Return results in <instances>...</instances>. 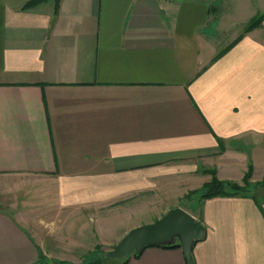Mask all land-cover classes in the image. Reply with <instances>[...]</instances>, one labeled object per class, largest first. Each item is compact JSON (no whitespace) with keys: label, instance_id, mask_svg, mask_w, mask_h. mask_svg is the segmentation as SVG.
<instances>
[{"label":"crops","instance_id":"crops-1","mask_svg":"<svg viewBox=\"0 0 264 264\" xmlns=\"http://www.w3.org/2000/svg\"><path fill=\"white\" fill-rule=\"evenodd\" d=\"M31 1L0 0V264H83L148 223L135 196L264 178V0ZM257 190L200 203L195 264H264Z\"/></svg>","mask_w":264,"mask_h":264},{"label":"water","instance_id":"water-1","mask_svg":"<svg viewBox=\"0 0 264 264\" xmlns=\"http://www.w3.org/2000/svg\"><path fill=\"white\" fill-rule=\"evenodd\" d=\"M206 227L182 207L171 208L152 223L131 229L104 254L108 260H129L147 246L169 245L179 241L189 264H195L194 245L205 238ZM41 264V263H40Z\"/></svg>","mask_w":264,"mask_h":264},{"label":"rangeland","instance_id":"rangeland-1","mask_svg":"<svg viewBox=\"0 0 264 264\" xmlns=\"http://www.w3.org/2000/svg\"><path fill=\"white\" fill-rule=\"evenodd\" d=\"M211 171L212 170H206L205 172L212 175V180H213L214 175L211 173ZM214 172L216 173L215 170H214ZM252 175H253V168H252L251 177L249 179L250 184H252L250 193L252 194L254 192V190L256 191V189H258L257 191H258V193H260V196L261 197L264 196V178L260 181L252 182L251 181ZM212 180L208 183H211ZM220 181H222V180H220ZM176 182L179 183V184H177L178 185L177 188L178 187L179 188L176 189L175 191H178L179 194L176 193L174 195H167V194H164L160 189L159 190L162 193L159 194L158 189L155 188V189H152L148 195L135 196L136 202L139 203L140 201L143 200L145 203L148 202L150 204L151 211H150V217L147 218L148 223L154 222L156 219L162 217L164 214L167 213V211L162 210V208L164 209V208H170V207H172V208L182 207L185 210H187L188 212H190L191 214L199 213L198 209H199V206L201 203V201H200L201 195L199 194V192L208 183H205L199 189H189L188 190L186 185L181 184L182 181H176ZM223 182H235V181H223ZM235 183H238V182H235ZM238 184H240L242 186L245 185V178H244L242 183H238ZM148 223H145V224H148ZM107 250H109V249H107ZM107 250H103L102 253L99 254V256H97L95 258H101L102 256H104V254Z\"/></svg>","mask_w":264,"mask_h":264},{"label":"trees","instance_id":"trees-1","mask_svg":"<svg viewBox=\"0 0 264 264\" xmlns=\"http://www.w3.org/2000/svg\"><path fill=\"white\" fill-rule=\"evenodd\" d=\"M45 0H33L26 7H32L40 2H43ZM60 0H56L57 5L59 4ZM264 20V15L258 16L255 19L252 20V22L248 25L247 31H251L254 28H257L261 26V23ZM211 173L214 175L213 180L211 183L206 184L203 189L199 192L200 196V201H204L206 199L214 198V197H235V196H247L250 194L251 191V186L249 179L251 177L252 173V167L250 168V171L245 177V185H240L235 182H223L220 181L217 178L216 173L214 170L211 171ZM256 186V185H255ZM160 247L164 248H182L180 242L177 240L172 244L169 245H160ZM141 254V253H140ZM140 254H136L135 256L139 257ZM128 260H121V261H116V260H108L104 256L101 258H90L86 260L83 264H126ZM48 264L44 257L40 258L39 264Z\"/></svg>","mask_w":264,"mask_h":264},{"label":"built area","instance_id":"built-area-1","mask_svg":"<svg viewBox=\"0 0 264 264\" xmlns=\"http://www.w3.org/2000/svg\"><path fill=\"white\" fill-rule=\"evenodd\" d=\"M168 2H176L177 0H167Z\"/></svg>","mask_w":264,"mask_h":264}]
</instances>
